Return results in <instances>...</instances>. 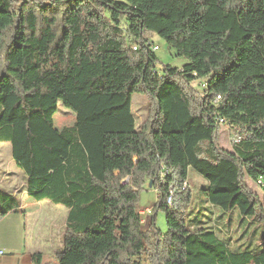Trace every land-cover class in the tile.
I'll list each match as a JSON object with an SVG mask.
<instances>
[{"label": "trees", "instance_id": "16d2710c", "mask_svg": "<svg viewBox=\"0 0 264 264\" xmlns=\"http://www.w3.org/2000/svg\"><path fill=\"white\" fill-rule=\"evenodd\" d=\"M151 34L185 64L157 68ZM59 104L75 116L60 131ZM217 118L243 130L232 152L217 146ZM0 143L29 199L67 210L57 264H264V226L259 253L229 251L181 213L190 168L211 205L264 224V0H0ZM145 187L157 201L143 231ZM8 214L24 212L0 189Z\"/></svg>", "mask_w": 264, "mask_h": 264}, {"label": "rangeland", "instance_id": "374dc122", "mask_svg": "<svg viewBox=\"0 0 264 264\" xmlns=\"http://www.w3.org/2000/svg\"><path fill=\"white\" fill-rule=\"evenodd\" d=\"M149 41L157 46L154 51L156 57V66L161 68L169 66L172 68H180L185 64V60L175 56V52L170 49L165 42L154 34L147 36ZM198 89V83L193 85ZM146 100L141 96L134 95L132 99V113L135 118L136 125L139 126L146 117L145 110ZM75 122L74 114L65 109L62 105H58V110L53 116L54 128L58 131L65 127H71ZM216 143L219 149L232 152L235 143H231V139L238 140L239 143L244 135L243 130L237 126L217 127ZM26 176L14 164L11 158V148L8 143H0V189L10 194H14L20 202L22 209L26 212L25 221L28 224L36 221H46L49 212L47 207L54 210V214L64 224L67 210L62 206H56L50 202L43 200L33 202L25 192ZM243 184L246 189L256 197L262 204L263 195L258 183L251 181L247 177H243ZM207 186L205 179L197 174L193 169L187 171V183L184 188H188L191 198L188 205L182 210V217L188 228H204L212 231L218 240L226 243L229 251H250L259 253L263 243V222L259 215L255 217L242 216L237 209L224 211L217 206L211 205L205 196L203 190ZM157 201V196L152 189L145 187L139 193L138 207L140 209V217L142 222V209H151ZM151 207V208H150ZM145 216V215H144ZM151 219L143 217L142 230L146 231ZM155 227L162 233L166 231L165 214L157 211L155 214ZM144 256V255H143ZM139 264H147L144 258L138 259Z\"/></svg>", "mask_w": 264, "mask_h": 264}, {"label": "crops", "instance_id": "0c3cea01", "mask_svg": "<svg viewBox=\"0 0 264 264\" xmlns=\"http://www.w3.org/2000/svg\"><path fill=\"white\" fill-rule=\"evenodd\" d=\"M47 210L46 221L28 224L24 210L23 215L8 214L0 221V264H34L35 253L41 254L40 264H57L54 254L62 248L64 224L57 220L53 209Z\"/></svg>", "mask_w": 264, "mask_h": 264}, {"label": "built area", "instance_id": "2783aa9c", "mask_svg": "<svg viewBox=\"0 0 264 264\" xmlns=\"http://www.w3.org/2000/svg\"><path fill=\"white\" fill-rule=\"evenodd\" d=\"M158 49V47H153V50L154 51H156ZM201 87H204L203 85H201ZM220 99V98H219ZM219 99H215V101L214 102H217V101H219ZM216 125L218 126V127H226L227 126V123H226V121L224 120V119H222V118H217L216 119ZM236 142H238V140H236V139H231V143H236ZM167 205H170L171 204V202H172V194H170L168 197H167ZM142 211V222H143V217H145V219L147 218V217H150V214H151V209H142L141 210ZM145 215V216H144Z\"/></svg>", "mask_w": 264, "mask_h": 264}, {"label": "water", "instance_id": "95a60500", "mask_svg": "<svg viewBox=\"0 0 264 264\" xmlns=\"http://www.w3.org/2000/svg\"><path fill=\"white\" fill-rule=\"evenodd\" d=\"M148 187H150V185Z\"/></svg>", "mask_w": 264, "mask_h": 264}, {"label": "bare ground", "instance_id": "6f19581e", "mask_svg": "<svg viewBox=\"0 0 264 264\" xmlns=\"http://www.w3.org/2000/svg\"><path fill=\"white\" fill-rule=\"evenodd\" d=\"M141 214H142V212H141Z\"/></svg>", "mask_w": 264, "mask_h": 264}]
</instances>
